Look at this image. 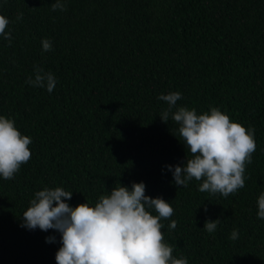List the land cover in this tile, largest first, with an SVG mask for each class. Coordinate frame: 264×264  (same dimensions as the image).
I'll use <instances>...</instances> for the list:
<instances>
[{
	"label": "trees",
	"instance_id": "trees-1",
	"mask_svg": "<svg viewBox=\"0 0 264 264\" xmlns=\"http://www.w3.org/2000/svg\"><path fill=\"white\" fill-rule=\"evenodd\" d=\"M62 2L66 11H52L55 0H0L12 37L9 46L0 36V116L32 140L30 160L13 179L0 177V264H57L61 233L21 226L36 192H73L66 202L74 208L140 182L173 208L160 221L173 257L264 264V0ZM37 67L55 76L51 93L26 83ZM177 91V108L215 107L254 129L256 150L236 193H202L195 179L175 185L166 166L192 157L171 115L162 122L167 104L158 96ZM217 219L215 232L204 230Z\"/></svg>",
	"mask_w": 264,
	"mask_h": 264
},
{
	"label": "clouds",
	"instance_id": "clouds-1",
	"mask_svg": "<svg viewBox=\"0 0 264 264\" xmlns=\"http://www.w3.org/2000/svg\"><path fill=\"white\" fill-rule=\"evenodd\" d=\"M51 10L67 8L62 0H55ZM16 19H22V14ZM8 25L9 20L0 15V36L10 46L11 33L5 31ZM42 48L51 51L52 42L42 40ZM26 83L51 93L56 78L37 67L35 78L29 77ZM181 98L178 91L158 96V100L167 104L160 114L162 122L167 123L171 115L192 157H186L183 167L166 166L175 185L187 187L195 179L202 181L198 189L202 193H219L223 197L236 193L245 186V166L252 162L256 150L254 129L231 121L215 107L203 114H197L195 109L177 108ZM31 143L30 137L17 130L14 120L0 116V177L14 178L31 158L28 147ZM118 185L108 195L100 196L94 206L85 202L74 208L66 202L72 199L73 192L61 187L44 188L35 193L31 206L23 213L21 226L61 233L62 247L55 256L57 264H188L186 258L173 257V247L164 242L160 221L173 215L170 203L160 197L146 196L143 182L133 183L131 189ZM257 204V218L264 219V193L258 197ZM219 222V219L206 221L204 230L215 232ZM176 226L177 222L172 220L169 229ZM229 238L238 239V231L233 229ZM46 242H55V237H46Z\"/></svg>",
	"mask_w": 264,
	"mask_h": 264
}]
</instances>
